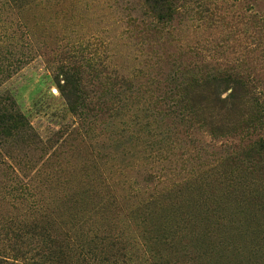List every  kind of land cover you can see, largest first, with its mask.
<instances>
[{
  "label": "rangeland",
  "instance_id": "obj_1",
  "mask_svg": "<svg viewBox=\"0 0 264 264\" xmlns=\"http://www.w3.org/2000/svg\"><path fill=\"white\" fill-rule=\"evenodd\" d=\"M179 3L0 0L8 263L264 264V0Z\"/></svg>",
  "mask_w": 264,
  "mask_h": 264
},
{
  "label": "trees",
  "instance_id": "obj_2",
  "mask_svg": "<svg viewBox=\"0 0 264 264\" xmlns=\"http://www.w3.org/2000/svg\"><path fill=\"white\" fill-rule=\"evenodd\" d=\"M146 3L151 8L153 14L157 16L159 22H167L171 20L174 14L177 13V8L181 6L179 0H145ZM225 78H230L233 80V93L230 95L231 100H236L239 96L244 94L245 96L250 95L251 99L255 103L258 113L255 116H252V119L249 121V126L251 128L260 126L264 123V102L261 100V93H256L254 90H251L247 87L246 80L240 75L231 76V74H217L206 76L201 79L202 86L208 83V80L215 83V85H221L225 82ZM0 264H11L0 257Z\"/></svg>",
  "mask_w": 264,
  "mask_h": 264
}]
</instances>
